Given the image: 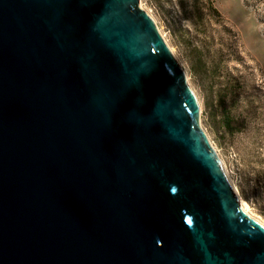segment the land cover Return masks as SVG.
<instances>
[{"label":"water","instance_id":"1","mask_svg":"<svg viewBox=\"0 0 264 264\" xmlns=\"http://www.w3.org/2000/svg\"><path fill=\"white\" fill-rule=\"evenodd\" d=\"M0 264H264L140 0H0Z\"/></svg>","mask_w":264,"mask_h":264},{"label":"rangeland","instance_id":"2","mask_svg":"<svg viewBox=\"0 0 264 264\" xmlns=\"http://www.w3.org/2000/svg\"><path fill=\"white\" fill-rule=\"evenodd\" d=\"M257 1L140 5L184 70L200 105L201 126L240 202L264 223V6Z\"/></svg>","mask_w":264,"mask_h":264},{"label":"trees","instance_id":"3","mask_svg":"<svg viewBox=\"0 0 264 264\" xmlns=\"http://www.w3.org/2000/svg\"><path fill=\"white\" fill-rule=\"evenodd\" d=\"M207 1L209 2L210 0H207ZM256 4H262V5L264 6V0H258V1L256 2ZM248 5H249V4H248ZM213 11L217 12L215 9H213ZM228 122H229V121H228ZM262 214L264 215V208H263Z\"/></svg>","mask_w":264,"mask_h":264},{"label":"bare ground","instance_id":"4","mask_svg":"<svg viewBox=\"0 0 264 264\" xmlns=\"http://www.w3.org/2000/svg\"><path fill=\"white\" fill-rule=\"evenodd\" d=\"M141 7H142V5H140ZM143 8V7H142ZM144 9V8H143ZM145 10V9H144ZM146 11V10H145ZM148 12V11H147ZM241 206H242V208L244 209V211L248 214V215H250L251 217H253L247 210H246V208H244V206L242 205V202H241ZM254 218V217H253ZM256 219V218H255ZM256 220H258V219H256ZM258 221H260V220H258ZM261 222V221H260ZM263 225H264V223L263 222H261Z\"/></svg>","mask_w":264,"mask_h":264}]
</instances>
